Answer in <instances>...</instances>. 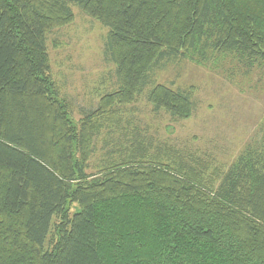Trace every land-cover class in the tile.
Listing matches in <instances>:
<instances>
[{"label": "trees", "instance_id": "trees-1", "mask_svg": "<svg viewBox=\"0 0 264 264\" xmlns=\"http://www.w3.org/2000/svg\"><path fill=\"white\" fill-rule=\"evenodd\" d=\"M74 6L108 29L116 67L80 119L48 52ZM222 54L264 67V0H0V264H264V135L216 176L136 155L93 164L145 89L154 109L193 114V90L153 83L158 70Z\"/></svg>", "mask_w": 264, "mask_h": 264}, {"label": "rangeland", "instance_id": "rangeland-1", "mask_svg": "<svg viewBox=\"0 0 264 264\" xmlns=\"http://www.w3.org/2000/svg\"><path fill=\"white\" fill-rule=\"evenodd\" d=\"M73 21L48 37L52 76L62 95L74 101V117L98 104L112 91L115 65L105 55L108 29L73 7ZM153 83L192 89L196 108L190 117L173 118L156 110L147 90L120 108L121 125L113 135L102 132L93 164L136 155L175 165L183 162L204 176L225 172L245 146L264 135V67H250L236 57L211 56L207 61L177 59L158 70ZM97 169V168H96Z\"/></svg>", "mask_w": 264, "mask_h": 264}]
</instances>
